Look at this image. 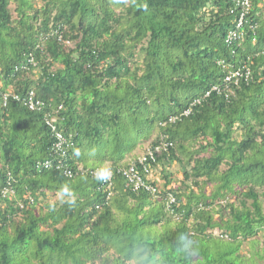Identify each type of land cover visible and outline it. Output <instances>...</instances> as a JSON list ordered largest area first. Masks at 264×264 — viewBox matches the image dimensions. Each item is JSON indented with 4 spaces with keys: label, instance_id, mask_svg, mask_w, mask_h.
<instances>
[{
    "label": "trees",
    "instance_id": "obj_1",
    "mask_svg": "<svg viewBox=\"0 0 264 264\" xmlns=\"http://www.w3.org/2000/svg\"><path fill=\"white\" fill-rule=\"evenodd\" d=\"M237 1L0 0V264H264L237 253L264 232V0L230 42Z\"/></svg>",
    "mask_w": 264,
    "mask_h": 264
},
{
    "label": "built area",
    "instance_id": "obj_2",
    "mask_svg": "<svg viewBox=\"0 0 264 264\" xmlns=\"http://www.w3.org/2000/svg\"><path fill=\"white\" fill-rule=\"evenodd\" d=\"M235 9H239L240 16L237 22L236 29L230 31V34L228 36L230 42L232 41V39H234L240 33H242L240 31L241 30L240 28L243 25L246 14L250 12V10L252 9V0H238L236 2ZM232 11H234V9H232ZM250 78H251V69L247 66L232 70L225 76V80L228 83L234 82L235 84H238L241 80L247 81ZM12 96L17 99L20 98V96L17 94ZM3 97H4V104L7 105L9 94H4ZM24 104L31 110H41L43 109L44 101L39 98H36L35 91L30 90L24 99ZM47 123L53 130L54 136L56 138V141L54 143V150L57 151L58 153H65L64 147H65L66 139L64 134L58 129L57 125L54 123V118H47ZM167 145H172V142H163L155 146L154 148H150L148 149L146 154L140 157L139 162L142 164L143 170H145L146 172L149 171V162H154L156 160V152H160L162 151V149H166ZM49 165L50 163L46 161L45 166L49 167ZM91 172L94 175H98L102 173L100 170H92ZM122 172L128 178V180L133 185V188L135 190H138L143 187L146 189H151V187L146 184L145 180L143 179V176L138 172L137 166L135 164H131L129 167L124 168ZM66 173L68 175H71L72 171L66 170ZM108 174H109V178L107 180L110 181V185H111V175H112L111 171ZM152 191H156V190L152 188ZM109 194H111V191L109 192Z\"/></svg>",
    "mask_w": 264,
    "mask_h": 264
},
{
    "label": "rangeland",
    "instance_id": "obj_3",
    "mask_svg": "<svg viewBox=\"0 0 264 264\" xmlns=\"http://www.w3.org/2000/svg\"><path fill=\"white\" fill-rule=\"evenodd\" d=\"M35 4L37 6L42 5V0H35ZM237 137L240 139L241 135L238 134ZM170 168L171 176L170 179L172 180V184H179V180L182 178V172L183 170L178 164H173ZM155 177L159 180V184L161 187L165 184L166 178L164 177L161 168H158L155 172ZM212 187L208 186V191H211ZM50 202L60 201L62 200V197L60 194L51 195L49 199H47ZM42 204V201L40 202ZM39 204V205H40ZM218 217V214L215 215ZM237 253L241 255V257L246 260L250 261L251 258H255V260L258 263H264V232L260 231L259 235L257 237V240H243L241 244L238 247Z\"/></svg>",
    "mask_w": 264,
    "mask_h": 264
},
{
    "label": "clouds",
    "instance_id": "obj_4",
    "mask_svg": "<svg viewBox=\"0 0 264 264\" xmlns=\"http://www.w3.org/2000/svg\"><path fill=\"white\" fill-rule=\"evenodd\" d=\"M109 178V174L107 172H103L97 175V179L99 180H106ZM64 191H67V189H64ZM73 201H69V203H72Z\"/></svg>",
    "mask_w": 264,
    "mask_h": 264
}]
</instances>
